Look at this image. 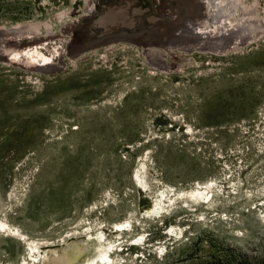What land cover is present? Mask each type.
Here are the masks:
<instances>
[{"label": "rangeland", "instance_id": "obj_1", "mask_svg": "<svg viewBox=\"0 0 264 264\" xmlns=\"http://www.w3.org/2000/svg\"><path fill=\"white\" fill-rule=\"evenodd\" d=\"M132 3L153 20L120 16ZM231 8L181 31L159 0H0V31L35 23L39 39L16 59L0 52V218L50 241L100 227L111 264H264V0ZM121 18L145 26L68 52L75 27ZM202 39L220 51L195 47ZM28 48L56 50L53 70L32 69ZM141 163L175 189L213 178L210 206L175 200L147 214ZM26 248L1 232L0 264H40Z\"/></svg>", "mask_w": 264, "mask_h": 264}, {"label": "bare ground", "instance_id": "obj_2", "mask_svg": "<svg viewBox=\"0 0 264 264\" xmlns=\"http://www.w3.org/2000/svg\"><path fill=\"white\" fill-rule=\"evenodd\" d=\"M230 1L232 0H159L160 5L163 6V9L165 11L164 15L160 18H162L163 20L169 17L174 18L175 24L179 26L181 31H188L187 28H189L190 25L193 26L195 24L197 25L196 22L197 20L200 21L204 17L213 16L214 12L216 11L218 13L219 9L223 10L227 14L230 10H232L231 7L233 5H236L237 2L240 3V0H236L235 3H232ZM164 4H166L167 6H165ZM238 7L240 6L238 5ZM124 13L125 14L120 16L126 17L127 15L129 16L128 19L153 20L154 17H152L151 15L154 14L155 12H153L152 9L146 7L145 5L133 4V6L129 9V11H126ZM117 20L108 21L105 19L103 20L102 26L96 28H94L92 24L91 25L89 23L84 24L86 25V27H81V31H79V29L75 27L74 38L68 46V52H70L71 55H73L74 52V54H76L77 56L82 54L83 52L85 53V51H87V49L93 45L98 46L104 43L112 42L114 39L117 40L119 37L115 36L116 35L115 33H117L116 31H121V33H123L121 36H127L126 33H129L131 34L130 37L132 36L136 38L135 35L139 33L138 31H140V28L145 26V25L143 26V22H141L139 25L138 23L136 24H132V22L128 23V21L125 18L124 19L121 18V20L120 19ZM162 24L161 25H158V23L154 24L152 26L153 28L156 29L154 31L155 32L162 31L161 30V28H163ZM198 25L200 26V23H198ZM164 29H165L164 31L172 30V28L170 27H164ZM6 30L0 31V52L2 54L4 52V54L10 59L17 58L18 55L17 53H14V51L21 50L22 48H25L24 46H28V47L30 46L27 42H24L27 40L28 35H30L31 39L33 40L36 39L35 36L37 35V28L35 23L15 26L13 29L14 31H6ZM69 30L70 29H68V31ZM117 34H119V32ZM219 36L217 39H219ZM140 41L143 42L141 44H147L148 47L156 46L157 44H158L157 46L161 47V44H159L158 41L156 40L155 41L152 40V37L150 38L142 37ZM30 42L35 44L39 42V39L35 40V42H33L32 40ZM188 42L189 41H184L183 44L186 45ZM40 47L42 49V44ZM195 47H197L198 49L204 47V49L206 48L214 51L219 50L216 48L217 47L216 42L214 43L213 41H207L205 39L197 41L195 43ZM56 53L57 52L55 50L54 52H52V54H49L46 57L35 58L33 54H30L28 48V50H26V52L23 53V56L26 59V62L32 66L31 67L32 69H36L37 71L40 72H42L43 70L44 72L45 71L51 72V70H53L52 69L53 62H49V59L50 57L53 58L56 55ZM155 61L156 60H154V62ZM164 61L165 60H163V62ZM166 65L164 66V68L166 67ZM157 67L159 68V66ZM185 133L193 134V127L188 124ZM136 172L137 173L135 174L137 176L136 179H138L137 181H139L142 184L147 181L151 184L150 190H152V192H150V194L153 193V195L150 196L151 204L146 210L147 214L148 213L151 214L152 212H155L154 215L156 216L165 207L164 204L165 202H167V205L170 206L173 203H175V200H181L183 204L185 203L186 206H191V207L199 204H209L210 206V202H209L211 201L210 194H212L211 192L213 191V184L215 182V181L213 182V178H209L203 181H199V180L195 181L193 185H191L189 188L186 189L184 188L175 189L173 186L161 182L160 179L155 174H151L152 171L144 163L140 164V166L136 169ZM126 222H127L126 220L115 222L111 225V228H114L117 232L118 231L121 232V230H124V228H126L125 227ZM1 232L8 237L18 238L23 240L27 247L26 249L29 255L32 256L34 260L35 258L38 257L37 260H39L40 264H111L110 261L112 260V257L110 254V250L114 248V243L105 239L104 232L100 227L99 228L97 227V229L95 230H90L88 226L86 229L79 231L71 230L66 232V234L61 236V238H59L58 240L50 241L40 238H28L22 231H19V229L16 226H13L7 223L6 220L0 218V233ZM131 240L133 244H137L139 242L137 238H131ZM21 264H25V260L22 261Z\"/></svg>", "mask_w": 264, "mask_h": 264}, {"label": "water", "instance_id": "obj_3", "mask_svg": "<svg viewBox=\"0 0 264 264\" xmlns=\"http://www.w3.org/2000/svg\"><path fill=\"white\" fill-rule=\"evenodd\" d=\"M74 53V52H73ZM152 214H155V212H152Z\"/></svg>", "mask_w": 264, "mask_h": 264}]
</instances>
